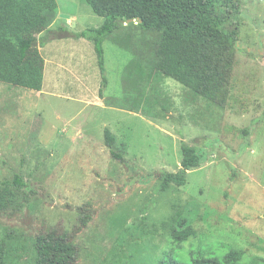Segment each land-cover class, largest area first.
Returning <instances> with one entry per match:
<instances>
[{
	"label": "rangeland",
	"instance_id": "374dc122",
	"mask_svg": "<svg viewBox=\"0 0 264 264\" xmlns=\"http://www.w3.org/2000/svg\"><path fill=\"white\" fill-rule=\"evenodd\" d=\"M56 2L48 29L28 35L45 60L41 90L0 82V181L19 174L36 193L19 216H0L7 264H34L35 237L51 231L70 234L77 264H155L188 214L195 251L225 244L243 250L245 262L264 264V0H244L224 107L150 70L139 54L150 53L146 42L156 36L129 28L133 21L104 42L108 86L100 95L94 44L78 34L101 27L111 7ZM126 33L136 34L140 49L115 40L128 42ZM134 60L149 79L126 81ZM106 129L124 161L112 156ZM182 143L205 151L207 161L189 172L186 186L158 192L157 174L181 169ZM80 207L92 215L86 228Z\"/></svg>",
	"mask_w": 264,
	"mask_h": 264
},
{
	"label": "trees",
	"instance_id": "16d2710c",
	"mask_svg": "<svg viewBox=\"0 0 264 264\" xmlns=\"http://www.w3.org/2000/svg\"><path fill=\"white\" fill-rule=\"evenodd\" d=\"M104 2L111 10L103 25L78 34L79 38H85L94 44L103 77L100 95H103L108 86L104 42L131 20L133 23L129 24V28L156 36L155 40L146 42L150 53L139 54L148 62L150 70H157L163 76L178 81L217 106L227 105L237 64L244 0ZM56 15V0H0L1 83L41 90L45 60L38 40L28 35L47 30ZM129 35L132 36L128 42L120 38L115 40L126 46L125 50L140 49L134 39L136 34L126 33V36ZM142 64L134 60L127 66L123 73L127 82L137 84L139 79H149ZM243 133L245 137L248 136L250 129L243 130ZM105 142L112 156L124 161L123 152L117 151V139L109 129L105 130ZM181 152V169L178 172L157 174L161 180L158 192H168L173 186H186L189 172L207 161L206 152L199 147L182 143ZM27 188L28 184L19 174L12 181H0V216H19L32 204L36 193L34 190L26 191ZM79 221L82 228H86L92 221L88 207L79 208ZM192 221L191 214L180 217L170 233V242L162 249L155 264H260L258 259L245 262V252L230 245L195 251L196 245L192 239L197 236V232ZM203 245L205 244H201L199 249ZM174 246L181 251L177 252ZM185 246H189L190 250H185ZM33 248L34 264H77L79 260L78 247L72 242L68 232L38 234ZM8 253L6 243L2 242L0 264H7Z\"/></svg>",
	"mask_w": 264,
	"mask_h": 264
},
{
	"label": "water",
	"instance_id": "95a60500",
	"mask_svg": "<svg viewBox=\"0 0 264 264\" xmlns=\"http://www.w3.org/2000/svg\"><path fill=\"white\" fill-rule=\"evenodd\" d=\"M130 22H131V20H130Z\"/></svg>",
	"mask_w": 264,
	"mask_h": 264
}]
</instances>
